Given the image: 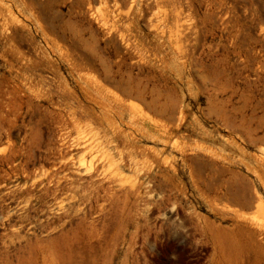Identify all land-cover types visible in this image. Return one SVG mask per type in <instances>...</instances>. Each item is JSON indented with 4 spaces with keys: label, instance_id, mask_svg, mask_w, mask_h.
I'll return each mask as SVG.
<instances>
[{
    "label": "rangeland",
    "instance_id": "1",
    "mask_svg": "<svg viewBox=\"0 0 264 264\" xmlns=\"http://www.w3.org/2000/svg\"><path fill=\"white\" fill-rule=\"evenodd\" d=\"M253 222L264 0H0V264H264Z\"/></svg>",
    "mask_w": 264,
    "mask_h": 264
},
{
    "label": "bare ground",
    "instance_id": "2",
    "mask_svg": "<svg viewBox=\"0 0 264 264\" xmlns=\"http://www.w3.org/2000/svg\"><path fill=\"white\" fill-rule=\"evenodd\" d=\"M4 24V23H3ZM5 27V25H3ZM3 32V31H2ZM253 227H252V232L255 233V232H258V235H259V238L261 241H264V228L262 227L261 224H258L256 222H253L251 224ZM241 226V225H240ZM257 229V230H256Z\"/></svg>",
    "mask_w": 264,
    "mask_h": 264
}]
</instances>
